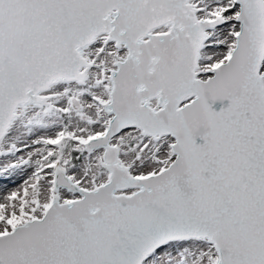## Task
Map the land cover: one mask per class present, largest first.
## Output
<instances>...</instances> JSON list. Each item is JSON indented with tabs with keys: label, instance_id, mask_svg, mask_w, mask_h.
<instances>
[{
	"label": "snow or ice",
	"instance_id": "obj_1",
	"mask_svg": "<svg viewBox=\"0 0 264 264\" xmlns=\"http://www.w3.org/2000/svg\"><path fill=\"white\" fill-rule=\"evenodd\" d=\"M0 264H264V0H0Z\"/></svg>",
	"mask_w": 264,
	"mask_h": 264
}]
</instances>
